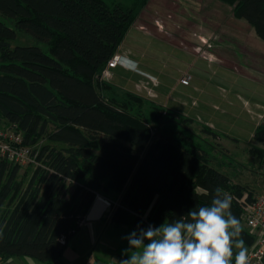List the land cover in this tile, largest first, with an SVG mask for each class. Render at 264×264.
Returning a JSON list of instances; mask_svg holds the SVG:
<instances>
[{"label":"trees","instance_id":"trees-1","mask_svg":"<svg viewBox=\"0 0 264 264\" xmlns=\"http://www.w3.org/2000/svg\"><path fill=\"white\" fill-rule=\"evenodd\" d=\"M221 1L264 41V0ZM149 2L0 0V17L15 24L0 20V129L14 127L36 156L26 167L0 157V263L62 264L98 195L112 201L106 215L119 236L179 218L220 187L254 244L240 203L253 193L211 165L213 147L185 128L192 119L102 79ZM18 32L46 49L13 48ZM254 140L264 146V127ZM251 155L263 159L264 149Z\"/></svg>","mask_w":264,"mask_h":264},{"label":"rangeland","instance_id":"rangeland-1","mask_svg":"<svg viewBox=\"0 0 264 264\" xmlns=\"http://www.w3.org/2000/svg\"><path fill=\"white\" fill-rule=\"evenodd\" d=\"M11 46L47 47L24 32ZM117 54L122 63L108 82L192 119L185 128L213 147L211 165L253 198H264V158L251 155L254 147L264 149L254 140L264 127V41L233 7L221 0H150ZM114 230L106 214L99 223L85 221L69 239L62 264H114L133 231L123 228L118 236Z\"/></svg>","mask_w":264,"mask_h":264},{"label":"clouds","instance_id":"clouds-1","mask_svg":"<svg viewBox=\"0 0 264 264\" xmlns=\"http://www.w3.org/2000/svg\"><path fill=\"white\" fill-rule=\"evenodd\" d=\"M210 202L179 218L138 227L126 237L127 259L114 264H249L243 225L232 212V196L216 187ZM2 237V232H0ZM147 241V243H146Z\"/></svg>","mask_w":264,"mask_h":264},{"label":"built area","instance_id":"built-area-1","mask_svg":"<svg viewBox=\"0 0 264 264\" xmlns=\"http://www.w3.org/2000/svg\"><path fill=\"white\" fill-rule=\"evenodd\" d=\"M120 62L121 56L116 54L104 69L102 79L110 80L113 70ZM0 157L23 167L36 164V156L32 149L23 145L22 135L17 133L14 127L0 129ZM103 200L111 207V202ZM240 203L242 204L243 224L255 237L254 244L248 248L249 264H264V198L255 197L248 201L247 197H243ZM61 243L65 244L64 238L61 239Z\"/></svg>","mask_w":264,"mask_h":264},{"label":"crops","instance_id":"crops-1","mask_svg":"<svg viewBox=\"0 0 264 264\" xmlns=\"http://www.w3.org/2000/svg\"><path fill=\"white\" fill-rule=\"evenodd\" d=\"M121 63H120V65H121ZM108 212H109V209L105 211V213L103 214V216L99 220H95V221H92L90 223H99V222H101L103 217H104V215L107 214ZM146 243H147V241H146ZM125 244L128 246V242L125 243ZM127 258H128L127 256L124 257V256H121L119 254L114 257V259L117 260V261L120 260V259H127ZM39 263H40L39 261L31 259V258L27 259V258L17 257V258H13V259L5 262V263H0V264H39ZM40 264H42V263H40ZM93 264H107V262L102 260V259H100L98 263L96 262V263H93Z\"/></svg>","mask_w":264,"mask_h":264},{"label":"water","instance_id":"water-1","mask_svg":"<svg viewBox=\"0 0 264 264\" xmlns=\"http://www.w3.org/2000/svg\"><path fill=\"white\" fill-rule=\"evenodd\" d=\"M108 209L109 205L102 198H97L93 206L91 207L85 221L92 222L95 220H99ZM73 236L74 234L71 235V237Z\"/></svg>","mask_w":264,"mask_h":264}]
</instances>
